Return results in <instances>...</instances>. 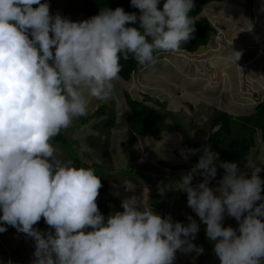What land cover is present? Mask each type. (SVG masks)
I'll return each instance as SVG.
<instances>
[{"label":"clouds","instance_id":"9594fccd","mask_svg":"<svg viewBox=\"0 0 264 264\" xmlns=\"http://www.w3.org/2000/svg\"><path fill=\"white\" fill-rule=\"evenodd\" d=\"M130 3L139 15L102 7L75 22L50 14L48 0H0V233L7 225L31 237V264H173L177 250L204 251L193 243L195 219L188 216L185 225L162 217L145 197L126 198L123 211L105 217L96 203L102 187L96 169L58 158L52 143L86 114L92 98L113 94L121 58L153 68L161 53L179 51L192 38L195 0ZM242 54L231 47L222 59L236 64ZM197 151L180 154L187 160ZM256 161L246 159L249 176L206 147L175 185L206 224L220 264H264V180ZM217 167L224 174L210 187ZM197 174L203 180L193 185ZM225 214L237 229L223 226ZM42 217L54 231L33 227Z\"/></svg>","mask_w":264,"mask_h":264},{"label":"rangeland","instance_id":"374dc122","mask_svg":"<svg viewBox=\"0 0 264 264\" xmlns=\"http://www.w3.org/2000/svg\"><path fill=\"white\" fill-rule=\"evenodd\" d=\"M83 1H48L50 14L59 13L71 21H83ZM263 3L264 0L256 3L253 0L210 3L203 14L212 18L219 27V35H214L212 39H216L212 44L196 53H161L153 68L139 67L130 80L119 77L108 99L92 98L86 114L75 118L68 128L63 129L70 147L57 146L58 158L71 159L76 167L94 166L96 173L98 169L105 172L97 173L102 184L99 191L117 198L116 211H123L121 201L126 198L145 197V202L155 212L164 216L170 214L173 221L186 225L188 216L197 221L199 231L193 243L203 247V253L197 255L194 251L185 253L177 250L173 264H220L206 243L201 241L203 235L215 243L206 235V224L200 222V218L177 195L175 185L180 182L182 174L198 162L196 153L185 160L180 150L186 147L197 149L199 145L200 156L206 147L217 153L216 144L224 133L222 129L212 128L213 114L220 111L232 118L247 116L254 113L264 100ZM227 22L232 28L224 31ZM220 38L231 44L226 46ZM231 47L242 51L241 58L236 61L240 64L223 61L222 57L230 53ZM126 94L166 113L168 117L158 137H138L134 143L130 142L125 123L130 113ZM238 95L242 97L238 99ZM103 106L107 107L106 114L94 117ZM111 114L116 117L115 124L99 129L97 125L109 119ZM92 142L100 149L95 148ZM250 158L257 159L256 164L262 169L258 175L264 180V143L259 139ZM238 167L250 176L251 169L246 165ZM216 182L218 179L212 178L209 186L215 187ZM224 220L238 228L234 217L225 214ZM33 227L42 232L54 231L43 217ZM6 228L0 233V264H31L34 259L32 238L12 226L6 225Z\"/></svg>","mask_w":264,"mask_h":264},{"label":"trees","instance_id":"16d2710c","mask_svg":"<svg viewBox=\"0 0 264 264\" xmlns=\"http://www.w3.org/2000/svg\"><path fill=\"white\" fill-rule=\"evenodd\" d=\"M223 1L227 0H195L196 6L190 13L195 22V31L192 38L187 43L182 44L181 49L178 52L196 53L212 43V38L217 33V30L211 20L202 16L203 11L210 3ZM118 6L123 7L126 12H135L137 15L140 14L139 9L131 6L130 0H84L82 6L83 20L88 19L93 15H97L102 7L114 10ZM33 7L36 6L34 5ZM158 7H162V5H159ZM127 26L138 27V22H129ZM120 63L122 68L119 77L124 80H130L139 70V67H142L131 55H129L127 60L121 58ZM126 104L130 109V113L127 115L125 123L128 138L131 143H134L138 137L142 139L155 138L160 135L162 126L168 117L166 113H162L159 110L147 106L143 101L133 99L129 94H126ZM106 108L107 107L105 106L101 107L95 112L94 117L97 118L106 114ZM115 119L116 117L111 114L109 119L103 121V123L97 126L99 129L107 128L108 126L115 124ZM212 128L218 130L222 129L224 133L215 148L219 160L236 162L238 166L246 165V159L250 158L251 151L257 146V139H259L261 143H264V100L258 105L254 113L247 116L239 115L236 118H232L226 112L219 111L218 113H214L212 117ZM52 143L61 148L70 147L68 138L63 129L53 138ZM92 145L95 148L100 149L99 146L93 142ZM186 149L188 148L186 147ZM197 149H199V145ZM199 157L200 154L197 151L195 156L197 161L199 160ZM92 167L95 168L94 166ZM97 173L100 175L105 172L102 171V169H98ZM223 174L224 169L217 167V175L215 178L219 181L222 179ZM202 180L203 178H200L199 174H197L192 181L198 183ZM177 195L182 202L187 204V194L185 192L177 191ZM117 202V198L113 195L99 191L96 203L98 209L105 217L116 211ZM158 214L162 217L164 216L162 213ZM223 226H232V224L229 220H224ZM201 241L206 243L209 251L218 258L213 250L214 243L209 242L203 235H201Z\"/></svg>","mask_w":264,"mask_h":264},{"label":"crops","instance_id":"0c3cea01","mask_svg":"<svg viewBox=\"0 0 264 264\" xmlns=\"http://www.w3.org/2000/svg\"><path fill=\"white\" fill-rule=\"evenodd\" d=\"M254 1V3H256V2H259V0H253ZM261 7L262 8H264V3L263 4H261ZM206 8V7H205ZM202 16H204V14L202 15ZM205 17V16H204ZM209 20H211V22L213 23V25H214V27L216 28V30H217V34H216V36H218L219 35V33H218V29H219V27H217L216 25H215V23L213 22V19L212 18H210V17H207ZM224 20H226V17H224ZM226 24V23H225ZM227 24H228V22H227ZM232 27H230L229 26V24L228 25H224V31H228V30H230ZM222 33H220V35H221ZM216 38H214L213 39V41L212 42H214V40H215ZM219 40H221V42H224V44L226 45V46H228L229 44H231L230 42H225L223 39H219ZM212 44V43H211ZM217 46H219V43H217ZM236 64H240V63H236ZM200 65V64H199ZM225 69H226V67H224ZM223 68V69H224ZM224 69V70H225ZM240 76V78H241V75H239ZM238 99H240V97H242L241 95H238V96H236Z\"/></svg>","mask_w":264,"mask_h":264}]
</instances>
